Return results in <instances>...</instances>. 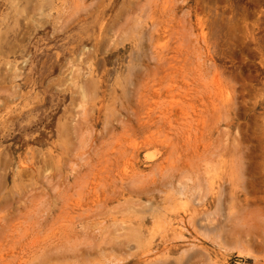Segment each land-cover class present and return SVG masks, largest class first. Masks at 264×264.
<instances>
[{
	"label": "rangeland",
	"instance_id": "374dc122",
	"mask_svg": "<svg viewBox=\"0 0 264 264\" xmlns=\"http://www.w3.org/2000/svg\"><path fill=\"white\" fill-rule=\"evenodd\" d=\"M0 264H264V0H0Z\"/></svg>",
	"mask_w": 264,
	"mask_h": 264
}]
</instances>
